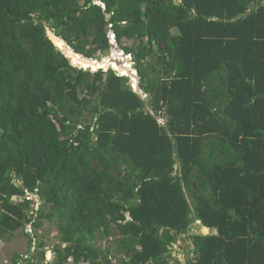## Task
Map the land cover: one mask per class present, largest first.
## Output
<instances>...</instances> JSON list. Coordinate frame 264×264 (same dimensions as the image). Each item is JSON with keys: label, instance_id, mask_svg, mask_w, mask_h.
<instances>
[{"label": "trees", "instance_id": "obj_1", "mask_svg": "<svg viewBox=\"0 0 264 264\" xmlns=\"http://www.w3.org/2000/svg\"><path fill=\"white\" fill-rule=\"evenodd\" d=\"M109 25L145 98L46 33L98 60ZM24 190L36 228L62 220L58 263L117 235L116 264H171L181 238L189 264H264V0H0V239Z\"/></svg>", "mask_w": 264, "mask_h": 264}, {"label": "rangeland", "instance_id": "obj_2", "mask_svg": "<svg viewBox=\"0 0 264 264\" xmlns=\"http://www.w3.org/2000/svg\"><path fill=\"white\" fill-rule=\"evenodd\" d=\"M47 36L52 37L51 35L53 34L52 30L47 29L46 30ZM67 44V43H66ZM57 46V45H56ZM58 47V46H57ZM60 49V48H59ZM116 48L110 49V51H107L105 54H98L99 59L101 60L103 58L105 59H112L114 56H116ZM65 54V53H64ZM66 55V54H65ZM124 55V54H123ZM67 56V55H66ZM125 57V55H124ZM125 58H128L130 60V57L127 56ZM101 68V69H100ZM97 68L96 70H103L104 72H107L111 68H105V67H100ZM96 70L94 71H89V72H97ZM119 72V71H118ZM120 73V72H119ZM131 78V86L135 81H138L137 77H130ZM137 85V82H136ZM139 87V85H137ZM136 87V88H137ZM140 94L142 93L141 90L139 89ZM145 95H143L144 97ZM145 98V97H144ZM13 184H17L19 187L22 186V183L16 179H13ZM62 220L61 219H56L55 221H45L43 225H39L40 227V233H36L38 239L42 240L45 239V241L48 243L50 246H56L60 243L59 241V225L61 224ZM211 231H207L206 228H202L200 224H196L192 227L191 232L189 235H194V234H203V235H208L210 234ZM212 233V232H211ZM10 234V233H9ZM7 234L3 238L0 239V244L2 247V253L9 259H12L13 256L20 254V253H26L29 245V238L24 232V229H20L15 231L12 234ZM57 234V235H55ZM190 240L186 239L184 240L181 238L179 239L178 243L174 245V248L172 250V259H170L171 264H177L178 262L180 264H189V256L187 253L189 252L188 250V245L190 246ZM188 243V244H187ZM97 248L101 250V256L99 257V260L101 264H108L107 260L105 259V256H107L108 252L107 250H110L112 257L114 260L117 259V262H119V259L123 256V253L119 252V236L114 235L109 239H98L96 242ZM110 259V258H109Z\"/></svg>", "mask_w": 264, "mask_h": 264}, {"label": "built area", "instance_id": "obj_3", "mask_svg": "<svg viewBox=\"0 0 264 264\" xmlns=\"http://www.w3.org/2000/svg\"><path fill=\"white\" fill-rule=\"evenodd\" d=\"M104 7V5H102ZM108 38L113 47L117 46L116 35L112 31V25L108 27ZM10 202L13 204H19L28 202L29 209L26 211L28 222L24 225V232L31 241L30 255L36 252V244L39 239L36 233H40V227L36 228L34 223L38 210L41 209L43 201L38 197L36 192L31 193L28 190H24L23 196H12ZM57 235V234H55ZM66 245H63L65 247ZM29 254H20L16 259H9L2 253V247L0 244V264H96L94 261L88 258L76 259L74 255H69L62 263L57 262V251L54 246L47 245L45 247V258L40 259L39 257L31 258ZM33 256V255H32ZM126 257V255H125ZM111 264H116L117 259L114 260L112 255H109Z\"/></svg>", "mask_w": 264, "mask_h": 264}, {"label": "bare ground", "instance_id": "obj_4", "mask_svg": "<svg viewBox=\"0 0 264 264\" xmlns=\"http://www.w3.org/2000/svg\"><path fill=\"white\" fill-rule=\"evenodd\" d=\"M51 36L54 44L57 45L58 48H60L61 51L67 55L71 64H73L74 66L91 71H94L100 67H105V68L112 67L114 70H116L117 72L119 71L120 74L124 76H130L132 77V79L133 77H135V71L131 67L130 60L128 58H125L120 51H116V56H114L112 59L109 60L105 58L101 60L87 59V58H83L78 54L76 55V53L69 46H67L62 39L56 37L54 34H52ZM134 82H135V84L133 83L134 87H137L136 85L137 81L134 80ZM201 227L203 228L204 226L201 225Z\"/></svg>", "mask_w": 264, "mask_h": 264}, {"label": "water", "instance_id": "obj_5", "mask_svg": "<svg viewBox=\"0 0 264 264\" xmlns=\"http://www.w3.org/2000/svg\"><path fill=\"white\" fill-rule=\"evenodd\" d=\"M48 38H50L51 40H52V38L51 37H48ZM53 41V40H52ZM64 41V40H63ZM65 42V41H64ZM66 43V42H65ZM67 45V44H66ZM56 46V45H55ZM68 46V45H67ZM57 47V46H56ZM58 48V47H57ZM59 49V48H58ZM117 49V51H120L122 54H124L123 53V51L118 47V48H116ZM60 51H61V49H59ZM62 52V51H61ZM63 53V52H62ZM64 54V53H63ZM77 55V54H76ZM80 56H82L83 58H85L83 55H80ZM129 57H130V63H131V67H132V69L137 73V69H136V64L133 62V60H132V58H131V56L130 55H128ZM67 57V56H66ZM125 57H127L126 55H125ZM68 58V57H67ZM69 59V58H68ZM73 65V64H72ZM75 67H77V66H75ZM79 68V67H78ZM80 69H82L83 71H91V70H87V69H84V68H80ZM113 69V68H112ZM136 75V74H135ZM136 92H138L139 94H140V92H139V89H136Z\"/></svg>", "mask_w": 264, "mask_h": 264}, {"label": "clouds", "instance_id": "obj_6", "mask_svg": "<svg viewBox=\"0 0 264 264\" xmlns=\"http://www.w3.org/2000/svg\"><path fill=\"white\" fill-rule=\"evenodd\" d=\"M96 4H98V5H103V4H101L99 1H97L96 2ZM103 7V6H102ZM104 8V7H103ZM108 32H109V29H108ZM117 41V40H116ZM110 42V41H109ZM111 44V43H110ZM111 46H112V44H111ZM112 48H118V44H117V46L116 47H113L112 46ZM124 53V52H123ZM125 55V54H124ZM126 56H128V55H126ZM132 58V57H131ZM133 60V59H132ZM112 69V68H111ZM112 70H114V69H112ZM114 71H116V70H114ZM117 72V71H116ZM118 73V75H120V76H124V75H122V74H120L119 72H117ZM135 77H137V79H138V81H137V85H139V78H138V73H136L135 72ZM127 77H129L130 78V76H127ZM131 79V78H130ZM132 89H134L135 91H136V89H139V87H134V85L132 84ZM141 95H143V93H141ZM14 186H16V187H19L16 183L15 184H13ZM37 190H35V192H36ZM37 194V193H36ZM13 204V203H12ZM200 224V223H199ZM24 229V228H23Z\"/></svg>", "mask_w": 264, "mask_h": 264}, {"label": "crops", "instance_id": "obj_7", "mask_svg": "<svg viewBox=\"0 0 264 264\" xmlns=\"http://www.w3.org/2000/svg\"><path fill=\"white\" fill-rule=\"evenodd\" d=\"M203 228H205V227H203ZM206 229H207V228H206ZM207 231H211L212 233H215L214 231H212V230H210V229H207ZM211 232H210V233H211ZM208 235H209V234H208ZM20 254H29V255H30V251H29V252H26V253H20ZM20 254H17V255L19 256ZM17 255L13 256L12 258H13V259H15V258L17 259V258H18V257H16ZM32 255H33V256H32ZM32 255H30L31 258L37 257V256H34V253H32ZM5 257H6V256H5Z\"/></svg>", "mask_w": 264, "mask_h": 264}]
</instances>
